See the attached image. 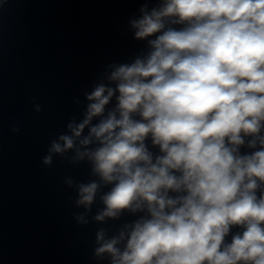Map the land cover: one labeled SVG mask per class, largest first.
Segmentation results:
<instances>
[{
    "label": "clouds",
    "instance_id": "clouds-1",
    "mask_svg": "<svg viewBox=\"0 0 264 264\" xmlns=\"http://www.w3.org/2000/svg\"><path fill=\"white\" fill-rule=\"evenodd\" d=\"M138 12L128 26L144 47L73 98L80 118L42 163L88 165L90 179L64 183L76 223L97 225L98 262L264 264V0Z\"/></svg>",
    "mask_w": 264,
    "mask_h": 264
},
{
    "label": "water",
    "instance_id": "water-1",
    "mask_svg": "<svg viewBox=\"0 0 264 264\" xmlns=\"http://www.w3.org/2000/svg\"><path fill=\"white\" fill-rule=\"evenodd\" d=\"M143 2L0 0V264H107L92 259L97 225L76 223L82 209L64 183L90 179L88 165L56 157L47 167L42 158L80 118L73 98L84 102L107 64L144 47L128 26Z\"/></svg>",
    "mask_w": 264,
    "mask_h": 264
}]
</instances>
